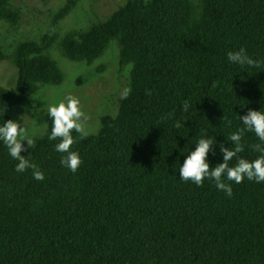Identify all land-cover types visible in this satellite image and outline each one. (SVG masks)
Returning a JSON list of instances; mask_svg holds the SVG:
<instances>
[{
	"label": "trees",
	"instance_id": "obj_1",
	"mask_svg": "<svg viewBox=\"0 0 264 264\" xmlns=\"http://www.w3.org/2000/svg\"><path fill=\"white\" fill-rule=\"evenodd\" d=\"M79 1L67 0L59 16ZM17 18L11 0H0V23ZM49 41L19 43L9 56L0 47V62L16 69L15 91L0 87V125L40 85L62 84L63 73L43 55ZM111 43L131 65L132 91L96 136L72 132L71 150L82 160L75 173L61 164L59 140L49 139L51 117L48 135L21 152L43 181L31 168L17 172L0 140V264H264V182L225 180L229 197L214 181L196 186L179 177L202 132L216 141L207 157L215 167L223 162L219 145L231 147L228 137L245 127L238 117L264 112V63L227 59L244 48L264 61V0H127L60 47L71 61L92 62ZM242 143L239 157L260 155L250 147L261 143L253 131Z\"/></svg>",
	"mask_w": 264,
	"mask_h": 264
},
{
	"label": "rangeland",
	"instance_id": "obj_2",
	"mask_svg": "<svg viewBox=\"0 0 264 264\" xmlns=\"http://www.w3.org/2000/svg\"><path fill=\"white\" fill-rule=\"evenodd\" d=\"M127 0H80L69 14L60 17L67 0H11V9L17 14L14 25L0 23V47L5 56L22 42L41 44L51 39L43 55L56 64L63 73L60 86L40 85L38 91L26 97L28 106L9 112L33 140L48 135L45 117L48 109L68 95L79 98L81 110L89 117L84 122L85 137L96 136L102 120L116 117L122 92L130 87L131 65L121 64L119 45L111 43L104 55L92 62L71 61L60 47L65 37H79L93 24L102 23ZM16 69L10 59L0 62V87L15 91ZM77 137L80 134L77 133ZM81 138V137H80ZM24 146L26 140L22 141Z\"/></svg>",
	"mask_w": 264,
	"mask_h": 264
},
{
	"label": "clouds",
	"instance_id": "obj_3",
	"mask_svg": "<svg viewBox=\"0 0 264 264\" xmlns=\"http://www.w3.org/2000/svg\"><path fill=\"white\" fill-rule=\"evenodd\" d=\"M227 59L229 62L240 66L259 67L261 63H264V61L254 59L244 48L229 51ZM212 86L215 88L217 82H213ZM131 91V87L125 88L122 92V98L127 99ZM146 94L151 95V91L146 90ZM189 107H191L190 103L185 101L182 105V110L186 112ZM48 113L53 121L49 139L59 140V143L55 146L56 151L67 154L62 158L61 164L75 173L82 160L78 152L71 150L72 145L77 142L72 132L79 133L80 137L83 138L86 135L84 122L89 117L81 110L79 98L73 95H68L57 105L50 106ZM171 118V113L167 114L166 117H162V119ZM238 119L245 127L237 129L228 137L232 146L224 147L223 144L219 145L223 154V162L210 168L207 157L210 151L214 153L213 146L216 141L213 137L208 136L206 132H202L194 150L186 156L179 168L181 180L185 182L191 181L196 186H202L205 179L214 181L216 188L225 192L229 197L232 195V187L225 180L233 181L237 184L243 182L245 178L257 183L264 182V112L250 109L246 115L240 116ZM225 123L231 126V121L226 118ZM174 126L180 128L183 124L177 121ZM246 130L253 131L261 141V143L250 146L253 151L260 153L259 156L251 161L238 156L245 149L242 138ZM0 140L7 146L10 156L18 161L15 166L17 172H24L26 169L31 168L35 180H44V173L35 164L31 163L29 159L21 155L22 151L27 150L22 141L26 140L28 148L34 147L35 142L26 135L24 128L17 121L9 119L0 125ZM233 158H237L236 163L234 166H230V161Z\"/></svg>",
	"mask_w": 264,
	"mask_h": 264
}]
</instances>
